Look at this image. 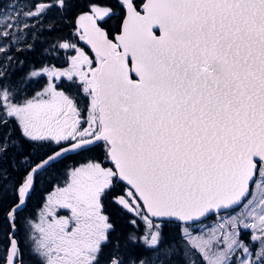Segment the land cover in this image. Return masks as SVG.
Returning <instances> with one entry per match:
<instances>
[{
	"label": "snow or ice",
	"instance_id": "snow-or-ice-1",
	"mask_svg": "<svg viewBox=\"0 0 264 264\" xmlns=\"http://www.w3.org/2000/svg\"><path fill=\"white\" fill-rule=\"evenodd\" d=\"M119 6L123 21L113 35L106 28L116 15L110 0H87L73 34L94 57L77 43L59 42L74 53L67 67L33 66L24 78L45 79L39 91L25 94L0 69V126L11 121L28 141L55 145L14 185L5 213L11 228L42 170L102 142L103 154L72 168L32 225L41 264H127L108 199L134 217L129 222L138 231L127 234L125 246L143 245L156 256L131 264H173L180 249L165 232L172 218L187 224L235 208L241 211L200 236L184 227L188 259L179 264H197L192 249L203 264H264V0H119ZM53 7L67 9L69 0L35 4L15 18L5 13L0 38L15 41L13 29L30 27L21 17L38 18ZM10 135L0 138V160L15 143ZM6 173L0 166V178ZM59 208L70 215H57ZM241 229L252 230L250 242ZM5 264H22L12 236Z\"/></svg>",
	"mask_w": 264,
	"mask_h": 264
},
{
	"label": "trees",
	"instance_id": "trees-1",
	"mask_svg": "<svg viewBox=\"0 0 264 264\" xmlns=\"http://www.w3.org/2000/svg\"><path fill=\"white\" fill-rule=\"evenodd\" d=\"M29 2L30 6H33L39 3L50 2V0H30ZM26 8V5H23L21 10H25ZM31 22L29 24L30 27L26 30L32 33L31 39L28 40L32 46L23 50L19 46L14 47V45L11 51L26 59L27 62H35L33 64L38 66L37 62L42 58L44 49L48 46L53 51L56 47L55 41L62 40L61 9L53 7L41 17L33 18ZM9 133L11 134L10 141H14L15 143H10L6 155L0 160V166L7 170L6 178H0V246L4 247L5 250L9 247V236L12 232L5 213L15 201L13 187L19 181L20 176L24 173L30 162L41 157H46L55 148V145L32 142L23 138L18 125L11 121L7 126H0V138L5 137ZM66 177V156L58 158V160L51 163L36 176L35 186L25 204V209L17 213L15 220L16 229L13 237H16L19 243L18 246L21 254V247L26 243L23 241V237L29 234L27 229L29 228L30 221L33 220L36 210L45 196L44 194L54 187L55 184L62 183ZM3 261H5L4 258ZM30 264L39 263L31 261Z\"/></svg>",
	"mask_w": 264,
	"mask_h": 264
},
{
	"label": "rangeland",
	"instance_id": "rangeland-1",
	"mask_svg": "<svg viewBox=\"0 0 264 264\" xmlns=\"http://www.w3.org/2000/svg\"><path fill=\"white\" fill-rule=\"evenodd\" d=\"M29 1L30 0H5V2L0 4V18H2L5 13H7L8 15H11V16H13V18H15V16H14L15 11H20V12L29 11L31 8ZM23 5H26V7H27L25 10H21ZM31 10H34V8H31ZM32 19L33 18L21 17V20L22 21L26 20V22L28 24ZM21 27H22V25H21ZM13 31L15 32V36H16V40L14 42H16L17 44H18V41H20V40H26V39H30L32 37V34L29 33V31H27L25 29H22V31H16L15 29H13ZM12 42H13V39L11 37L8 39L0 38V46L6 47V50L8 48H10ZM0 53H2V52H0ZM24 81H25L24 85H26L29 88V90H32V88L35 86L34 90L32 91V94L35 91H39L45 83V79H37V80L31 79L29 81L26 79ZM22 89H24L25 94L28 95V93H27L28 91L26 90V88L22 87ZM67 177H68V169H67ZM67 177L62 183L55 184L54 187H52L50 190H48V192H46L44 194L45 196H44L42 202L40 203V205L38 206L39 208H37L33 220L30 221L29 228L27 229L29 234L23 237L24 238L23 241L26 243H24L21 247L23 259L28 263H30L31 261H36L39 264H41L40 257L38 255H36V253L34 252V249L36 247V243H35V240L33 239V235L36 236V239H39V233L38 232L34 233L32 225L34 223L40 222L41 213L44 212L45 207L48 203V197L50 196V194L55 192V190L58 187L64 186L65 182L67 181ZM56 212H57V215H60V216L69 215L68 209L59 208V209H56ZM6 252H7V250H5L4 247L0 246V264L5 263V261L2 262V260H3V258L5 259Z\"/></svg>",
	"mask_w": 264,
	"mask_h": 264
},
{
	"label": "flooded vegetation",
	"instance_id": "flooded-vegetation-1",
	"mask_svg": "<svg viewBox=\"0 0 264 264\" xmlns=\"http://www.w3.org/2000/svg\"><path fill=\"white\" fill-rule=\"evenodd\" d=\"M5 2V0H0V3ZM46 3V2H45ZM32 22L30 21L29 24ZM26 30V29H25ZM32 34V33H31ZM31 39V38H30ZM20 40L18 41V44L16 42H12L10 48H8L6 51L0 53V69H3L5 71V82L9 83H16L18 84L21 88L24 87L28 91V95L32 94V91L34 90L35 86L32 88V90H29V88L24 85V79L25 77L28 76L29 72L32 70L33 66H35V62H27L26 59H23L20 55L12 53V48L14 47H20L21 49L29 48L28 46L31 45L29 44L28 40ZM62 42L60 41H55V46L59 43ZM49 45V44H47ZM32 46V45H31ZM10 54V55H9ZM11 57V59H9ZM38 66L43 64L45 66H52L55 65L57 67H63V51L62 49L55 47L53 51L47 46L44 49V53L42 58H40L37 62ZM22 73V75H21ZM28 81L31 79H27ZM22 81V82H21ZM21 254V252H20ZM20 259L22 264H30L26 262L22 254L20 255Z\"/></svg>",
	"mask_w": 264,
	"mask_h": 264
},
{
	"label": "water",
	"instance_id": "water-1",
	"mask_svg": "<svg viewBox=\"0 0 264 264\" xmlns=\"http://www.w3.org/2000/svg\"><path fill=\"white\" fill-rule=\"evenodd\" d=\"M50 154H52V152H51ZM48 155H49V154H48ZM46 156H47V155H46ZM65 156L67 157V153L63 154L61 157H58V158H62V157H65ZM58 158H57L56 160H58ZM56 160H55V161H56ZM55 161H53V162H55ZM53 162H51V163H53ZM51 163H50V164H51ZM34 186H35V184H34ZM32 191H33V190H32ZM32 191H31V192H32ZM23 209H25V205H24L19 211H21V210H23ZM19 211H18V212H19ZM15 229H16V226H15ZM15 229H14V230L12 229V232H11L10 236L13 237V235H14V233H15ZM14 238L16 239V237H14ZM16 241H17V239H16ZM17 244L19 245L18 242H17Z\"/></svg>",
	"mask_w": 264,
	"mask_h": 264
}]
</instances>
